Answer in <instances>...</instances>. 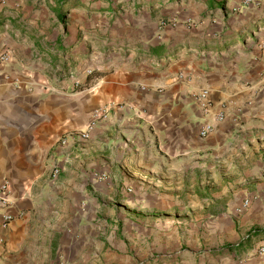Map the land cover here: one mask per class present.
I'll return each mask as SVG.
<instances>
[{
  "label": "crops",
  "instance_id": "obj_1",
  "mask_svg": "<svg viewBox=\"0 0 264 264\" xmlns=\"http://www.w3.org/2000/svg\"><path fill=\"white\" fill-rule=\"evenodd\" d=\"M13 19L0 23V185L14 216L0 215V264H264V47L205 59L132 47L150 67L122 44L83 66L97 70L89 89L66 91L64 62ZM174 34L159 38L210 47L205 33Z\"/></svg>",
  "mask_w": 264,
  "mask_h": 264
},
{
  "label": "rangeland",
  "instance_id": "obj_2",
  "mask_svg": "<svg viewBox=\"0 0 264 264\" xmlns=\"http://www.w3.org/2000/svg\"><path fill=\"white\" fill-rule=\"evenodd\" d=\"M60 6L63 8L58 12ZM10 17H14V33H33L36 44L48 46L51 56L64 62L60 78L66 80V91L89 89L97 70L92 66L87 75L83 68L92 63L91 57L118 50L122 44L129 45L124 48L130 62L150 67L158 61L148 62L147 54L140 57L144 52L132 47L177 46L181 49L179 58L195 59L208 58L213 49V57L227 55V48L234 44L240 53L257 45L264 47V0L249 4L244 0H224L219 9L201 0H0V23L5 30L12 28V22L5 24ZM163 33H175L176 37L205 33L210 47L206 42L189 44L187 39L162 41L159 37ZM59 44L61 51L56 50ZM75 80L79 81L76 86ZM260 183L252 182L250 187L256 190ZM261 247L257 259L264 263Z\"/></svg>",
  "mask_w": 264,
  "mask_h": 264
},
{
  "label": "built area",
  "instance_id": "obj_3",
  "mask_svg": "<svg viewBox=\"0 0 264 264\" xmlns=\"http://www.w3.org/2000/svg\"><path fill=\"white\" fill-rule=\"evenodd\" d=\"M252 1L253 0H244V3L249 4ZM7 61H8L7 51L2 52L0 54V66H4V64L7 63ZM91 72H92V70L86 69L84 73L88 75ZM78 82L79 81H77V80L73 81L75 86L78 85ZM195 96H196L197 100H199V102H201L202 106L204 107L203 109L207 110L206 98L208 96V92L206 90H204V91H201L199 93H196ZM112 107H113V104L108 105V106L98 110L94 114L93 120L96 121V120H101V119L106 118L109 115ZM221 117H222V115L218 116V118H221ZM91 126H93V124H91L87 128H85L84 131H81V137L82 138H86L88 136L89 131L91 129ZM212 129H213V124L209 121H206L201 126L200 131H199V135L201 137H205L206 135H208L209 132L212 131ZM59 172H60V168L58 166H54L52 176L57 177L59 175ZM105 177H107V173H97V175H96V179H102ZM250 204H251L250 198L244 199L243 203L238 208V212L244 211L247 207H249ZM12 205H13V201L11 199L9 183L5 180L0 185V211H1L0 215L2 217L3 226H6L7 223H9V221H11L14 218L13 214H11L10 211L8 210L10 207H12ZM263 253H264V246L261 247V254H263Z\"/></svg>",
  "mask_w": 264,
  "mask_h": 264
},
{
  "label": "trees",
  "instance_id": "obj_4",
  "mask_svg": "<svg viewBox=\"0 0 264 264\" xmlns=\"http://www.w3.org/2000/svg\"><path fill=\"white\" fill-rule=\"evenodd\" d=\"M62 8H63V7H62V6H60V7H59V11H58V12H60V11H61L60 9H62Z\"/></svg>",
  "mask_w": 264,
  "mask_h": 264
}]
</instances>
